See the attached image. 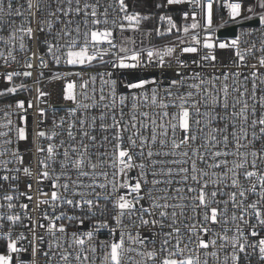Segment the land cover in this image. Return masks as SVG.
I'll return each mask as SVG.
<instances>
[{
    "label": "snow or ice",
    "instance_id": "snow-or-ice-1",
    "mask_svg": "<svg viewBox=\"0 0 264 264\" xmlns=\"http://www.w3.org/2000/svg\"><path fill=\"white\" fill-rule=\"evenodd\" d=\"M0 264H264V0H0Z\"/></svg>",
    "mask_w": 264,
    "mask_h": 264
},
{
    "label": "built area",
    "instance_id": "built-area-1",
    "mask_svg": "<svg viewBox=\"0 0 264 264\" xmlns=\"http://www.w3.org/2000/svg\"><path fill=\"white\" fill-rule=\"evenodd\" d=\"M225 15H226V13H225ZM154 22H155V23H158V17L156 18V20H155ZM154 22H153V23H154ZM189 22H190V21H189ZM217 23H219V20H217ZM150 27H151V26H150ZM165 27H166V25H165ZM223 30H225V29H223ZM136 38H137V43H139V40H140V36H139V34H136ZM172 39H175V37L173 36ZM153 40H154V42H156V43H163V42H165V38H160V37H155V36L153 37ZM145 44H147V41H145ZM28 83H29V86L31 87V85H32V81L29 80ZM41 87H44L45 90H47V88L49 87V85H48V83H47L46 80L42 82ZM24 96H26V94H24ZM24 96H21V98H24ZM28 98H31V97H28ZM42 106H46V105H42ZM61 114H62V113H61Z\"/></svg>",
    "mask_w": 264,
    "mask_h": 264
},
{
    "label": "trees",
    "instance_id": "trees-1",
    "mask_svg": "<svg viewBox=\"0 0 264 264\" xmlns=\"http://www.w3.org/2000/svg\"><path fill=\"white\" fill-rule=\"evenodd\" d=\"M138 10L141 11V12H143V13H145V14H148V12H149V9L146 8V7H144L143 5H141V6L138 8ZM147 23H148V26H149V27L152 26V24H153L152 21L147 22Z\"/></svg>",
    "mask_w": 264,
    "mask_h": 264
},
{
    "label": "water",
    "instance_id": "water-1",
    "mask_svg": "<svg viewBox=\"0 0 264 264\" xmlns=\"http://www.w3.org/2000/svg\"><path fill=\"white\" fill-rule=\"evenodd\" d=\"M230 31V29L221 30V34H229Z\"/></svg>",
    "mask_w": 264,
    "mask_h": 264
}]
</instances>
